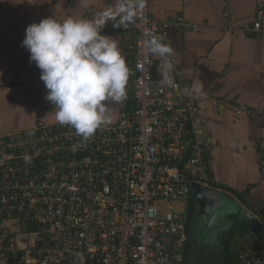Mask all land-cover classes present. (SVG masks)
<instances>
[{"label":"built area","instance_id":"built-area-1","mask_svg":"<svg viewBox=\"0 0 264 264\" xmlns=\"http://www.w3.org/2000/svg\"><path fill=\"white\" fill-rule=\"evenodd\" d=\"M263 14L259 3L251 30ZM168 26L146 6L124 27L132 88L117 120L88 140L42 120L0 133V264H186V216L174 204L189 199L193 181L213 187V141L180 70L168 86L144 46L166 40ZM233 247L232 264H264V235L245 230Z\"/></svg>","mask_w":264,"mask_h":264},{"label":"crops","instance_id":"crops-1","mask_svg":"<svg viewBox=\"0 0 264 264\" xmlns=\"http://www.w3.org/2000/svg\"><path fill=\"white\" fill-rule=\"evenodd\" d=\"M116 3L0 0V77L21 78L14 84H0V133L30 129L39 120L57 122L41 70L22 46L26 27L46 17L89 19L91 13ZM259 3L264 9V0H147L150 15L169 25L166 40L161 39L173 47L174 68L180 70L199 106L201 134L213 141L208 165L212 186L231 194L261 223L256 208L264 207V14L260 31L251 30ZM127 30L109 22L102 32L120 44L129 69L128 95L133 35ZM153 64L163 68L158 56H153ZM172 71L167 73L171 78ZM201 81L206 96L196 98L191 88ZM216 103L227 107L217 111ZM119 105L110 103L112 122L118 118ZM244 226L241 232L234 231L233 244L241 233L253 229Z\"/></svg>","mask_w":264,"mask_h":264},{"label":"clouds","instance_id":"clouds-1","mask_svg":"<svg viewBox=\"0 0 264 264\" xmlns=\"http://www.w3.org/2000/svg\"><path fill=\"white\" fill-rule=\"evenodd\" d=\"M146 6L147 0H117L115 7L91 19L46 17L26 27L22 46L41 70L56 121L74 128L84 140L112 122L110 103L127 98L129 69L120 44L102 30L108 22L116 28L134 23ZM144 46L160 57L162 81L172 86L174 81L167 73L174 68L173 47L156 36L147 38ZM191 92L196 98L206 96L203 82Z\"/></svg>","mask_w":264,"mask_h":264},{"label":"water","instance_id":"water-1","mask_svg":"<svg viewBox=\"0 0 264 264\" xmlns=\"http://www.w3.org/2000/svg\"><path fill=\"white\" fill-rule=\"evenodd\" d=\"M189 198L194 200L196 206L197 223H195L192 232L195 240L204 236L202 227L206 230L213 227L221 211L234 214L237 221L249 224L259 236L264 235L260 220L239 205L231 194L225 191L193 181L190 184ZM222 218L225 219V215H222ZM199 220L202 221L201 226L198 223ZM213 244L220 253L223 251L221 240L215 239Z\"/></svg>","mask_w":264,"mask_h":264},{"label":"flooded vegetation","instance_id":"flooded-vegetation-1","mask_svg":"<svg viewBox=\"0 0 264 264\" xmlns=\"http://www.w3.org/2000/svg\"><path fill=\"white\" fill-rule=\"evenodd\" d=\"M186 202V209L184 210L187 230L185 263L217 264L222 259L223 253H220L213 244L214 240H221V238L227 237L234 231L241 232L244 229V224L237 222L234 214L228 213V211H221L213 227L207 230L202 227L204 238L201 237L195 240L192 232L194 231L195 223H197L196 206L193 199L189 198ZM222 215H225V219L222 218ZM198 223L201 226L202 221L200 222L199 220Z\"/></svg>","mask_w":264,"mask_h":264},{"label":"trees","instance_id":"trees-1","mask_svg":"<svg viewBox=\"0 0 264 264\" xmlns=\"http://www.w3.org/2000/svg\"><path fill=\"white\" fill-rule=\"evenodd\" d=\"M259 216L264 220V207L258 209ZM245 227V226H244ZM235 240V232H232L227 237L221 238V242L223 245V256L222 259L219 260L217 264H232L235 260V252H234V242Z\"/></svg>","mask_w":264,"mask_h":264},{"label":"rangeland","instance_id":"rangeland-1","mask_svg":"<svg viewBox=\"0 0 264 264\" xmlns=\"http://www.w3.org/2000/svg\"><path fill=\"white\" fill-rule=\"evenodd\" d=\"M186 203H187L186 201L182 200V201L176 202L174 204V206L176 207V209H182L183 212H184V210L186 209L185 208L186 207Z\"/></svg>","mask_w":264,"mask_h":264}]
</instances>
